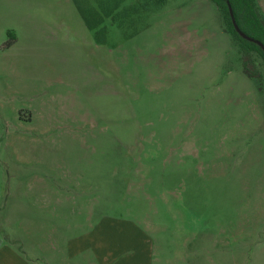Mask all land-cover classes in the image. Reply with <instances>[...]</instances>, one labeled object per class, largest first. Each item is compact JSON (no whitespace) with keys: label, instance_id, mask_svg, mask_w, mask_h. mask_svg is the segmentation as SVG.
<instances>
[{"label":"rangeland","instance_id":"1","mask_svg":"<svg viewBox=\"0 0 264 264\" xmlns=\"http://www.w3.org/2000/svg\"><path fill=\"white\" fill-rule=\"evenodd\" d=\"M224 23L212 0H0V240L51 237L65 200L66 237L95 212L154 264H264V59L248 75Z\"/></svg>","mask_w":264,"mask_h":264},{"label":"crops","instance_id":"2","mask_svg":"<svg viewBox=\"0 0 264 264\" xmlns=\"http://www.w3.org/2000/svg\"><path fill=\"white\" fill-rule=\"evenodd\" d=\"M258 1L264 14V6ZM91 165L96 163L93 161ZM93 213L94 223L88 233L66 237L62 231H74L76 222L80 221L81 207L79 203L66 207L62 200L56 206L53 221L56 226L51 237L43 235L34 239L33 244L20 237L5 238L0 245V264H154V237L139 222L107 214L95 218ZM25 222L29 223L26 229L30 231L34 225L30 224L29 216ZM15 241H22L23 248Z\"/></svg>","mask_w":264,"mask_h":264},{"label":"trees","instance_id":"3","mask_svg":"<svg viewBox=\"0 0 264 264\" xmlns=\"http://www.w3.org/2000/svg\"><path fill=\"white\" fill-rule=\"evenodd\" d=\"M221 12L224 24L242 56L244 71L251 77L261 79V71L253 59V53H258L264 59V14L258 0H212ZM234 19L240 29L250 38L243 37L236 29ZM262 43V45L260 43ZM3 240H0V245Z\"/></svg>","mask_w":264,"mask_h":264},{"label":"water","instance_id":"4","mask_svg":"<svg viewBox=\"0 0 264 264\" xmlns=\"http://www.w3.org/2000/svg\"><path fill=\"white\" fill-rule=\"evenodd\" d=\"M230 13H231V16H232V19H233V22H234V25L237 29V31L243 36V37H248L241 29L240 27L238 26V24L236 23V20L234 19V14H233V9L230 7ZM249 39H252L250 37H248ZM260 43V42H259ZM262 45V43H260ZM264 47V46H263Z\"/></svg>","mask_w":264,"mask_h":264}]
</instances>
